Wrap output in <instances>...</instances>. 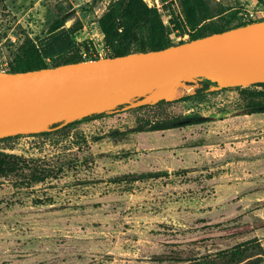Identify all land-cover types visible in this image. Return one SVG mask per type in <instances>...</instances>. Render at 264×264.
<instances>
[{
	"label": "rangeland",
	"instance_id": "374dc122",
	"mask_svg": "<svg viewBox=\"0 0 264 264\" xmlns=\"http://www.w3.org/2000/svg\"><path fill=\"white\" fill-rule=\"evenodd\" d=\"M146 1L168 18L158 0ZM169 1L178 11L176 0ZM208 1L211 12L223 10L231 23L263 18L254 0ZM87 2L0 0V59L10 62L27 38L37 41L46 61L83 39L106 57L96 20L108 0L81 12ZM203 15L214 29V20ZM61 16L68 18L64 27L47 33ZM76 20L82 27L73 41L67 27ZM202 26L191 33H202ZM170 36L174 42L189 38ZM189 84L160 107L108 113L65 136L0 142V152L51 170L29 188L22 177H0V264H171L175 253L201 258L250 239L264 252V113L242 110L236 89L208 95L203 83ZM186 94L197 97L176 102ZM158 114L203 120L165 131L133 129L135 117ZM115 128L128 129V136L102 137ZM158 171L166 174L152 173ZM208 220L221 225L207 227Z\"/></svg>",
	"mask_w": 264,
	"mask_h": 264
},
{
	"label": "water",
	"instance_id": "95a60500",
	"mask_svg": "<svg viewBox=\"0 0 264 264\" xmlns=\"http://www.w3.org/2000/svg\"><path fill=\"white\" fill-rule=\"evenodd\" d=\"M194 81L205 93L264 83V18L158 50L0 71V139L167 101Z\"/></svg>",
	"mask_w": 264,
	"mask_h": 264
},
{
	"label": "trees",
	"instance_id": "16d2710c",
	"mask_svg": "<svg viewBox=\"0 0 264 264\" xmlns=\"http://www.w3.org/2000/svg\"><path fill=\"white\" fill-rule=\"evenodd\" d=\"M105 0H89L80 7L84 12L86 8L94 9ZM168 15L166 24L159 8L155 4H149L146 0H108V3L101 14L97 17V26L101 33V43L107 49L106 57L121 56L132 52H145L158 50L170 45L183 42L179 40L174 42L171 33L177 36L189 34L188 40L203 37L215 32L242 25L260 18L238 20L231 23L224 16L223 10H218L216 14L211 12L208 0H176L178 11L173 8V3L168 0H158ZM256 5L264 8V0H254ZM201 9V10H200ZM214 20V29L208 23H203L205 17ZM236 11L230 13L231 19H236ZM68 18L61 16L51 22L47 33H53L64 27ZM201 25L204 31L197 35L191 32L198 29ZM82 25L79 20L67 27L68 33L73 41L77 34L76 31L81 29ZM95 51L94 43L91 39H83L68 45L67 49L51 60L43 58L37 41L27 38L17 54L8 62L10 72H23L40 68L52 67L66 63L79 62L87 59H97L91 52ZM86 52V55L82 54ZM242 100V109H246L247 114L264 113V83H256L247 87L236 88ZM211 92L208 95L215 94ZM201 96H206L203 94ZM200 96V97H201ZM197 96L186 95L180 97L176 102L188 101ZM161 103L154 106L144 105L129 109L126 113L135 114L144 109L160 107ZM105 114L92 115L81 120L72 122L60 129L40 134H30L29 136L45 137L67 135L71 129L78 124L96 119ZM158 116L159 118H156ZM135 117L137 126L133 129L143 132L165 131L176 129L184 126L197 125L202 123L203 118L198 115H191L184 118L178 116L160 117ZM128 129H112L102 137L111 141L127 137ZM20 135L1 138L0 142L11 143L19 138ZM193 147H198L199 142H195ZM51 173L49 167L32 164L29 161L25 163L20 156L12 153L0 152V177L16 178L22 177L21 185L31 187L32 185L46 179ZM154 175L166 174L165 171L152 172ZM150 174V173H149ZM152 175V174H150ZM209 226L218 227L219 222L208 220ZM211 223V224H210ZM196 242H192L195 244ZM263 248L254 239L238 242L230 248L219 250L215 253L207 254L201 258H193L188 254L175 253L171 256V264H264Z\"/></svg>",
	"mask_w": 264,
	"mask_h": 264
},
{
	"label": "built area",
	"instance_id": "2783aa9c",
	"mask_svg": "<svg viewBox=\"0 0 264 264\" xmlns=\"http://www.w3.org/2000/svg\"><path fill=\"white\" fill-rule=\"evenodd\" d=\"M246 17L247 18H251L252 15L251 14H247ZM261 17L264 18V10L261 11ZM163 22L166 23L167 19H164ZM91 53H92L93 56H100L99 51L97 49H95V51L91 52ZM82 55L85 56L86 52L83 53ZM7 70H8V63L5 60L0 59V71H7Z\"/></svg>",
	"mask_w": 264,
	"mask_h": 264
},
{
	"label": "bare ground",
	"instance_id": "6f19581e",
	"mask_svg": "<svg viewBox=\"0 0 264 264\" xmlns=\"http://www.w3.org/2000/svg\"><path fill=\"white\" fill-rule=\"evenodd\" d=\"M178 94H179L178 89H175V90L171 93L170 97L178 96Z\"/></svg>",
	"mask_w": 264,
	"mask_h": 264
}]
</instances>
